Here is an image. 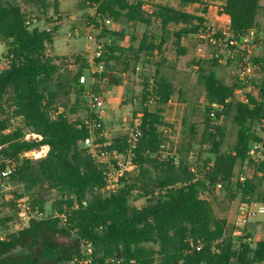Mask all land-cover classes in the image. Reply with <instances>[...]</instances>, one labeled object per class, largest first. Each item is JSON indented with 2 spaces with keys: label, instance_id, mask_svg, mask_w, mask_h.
Listing matches in <instances>:
<instances>
[{
  "label": "trees",
  "instance_id": "trees-1",
  "mask_svg": "<svg viewBox=\"0 0 264 264\" xmlns=\"http://www.w3.org/2000/svg\"><path fill=\"white\" fill-rule=\"evenodd\" d=\"M169 1L178 7L157 4L149 12L144 0H82L80 8L94 11L102 21L155 26L158 33L145 34L137 47L128 49L136 62L145 53L152 54L154 61L171 36L180 49L183 39L197 38L206 22L186 8L206 5L207 0ZM221 9L231 18L236 36L259 28L261 0H226ZM51 12L59 15L58 0H0V41L5 46L3 61L9 63L0 73V188L7 184L22 188V195L42 214L13 231V220L0 211V264H264V239L254 246L251 236L230 232L231 221L218 217L211 200L223 188L231 201L241 195L238 210L255 199L264 163L254 162L249 151L261 139L264 95L251 105L238 101V85L220 79L218 60H195L197 84L205 91L204 130L200 133L188 106L183 142L176 152L168 151L165 130L171 126L165 122V106L176 94L182 103L188 101L185 92H177L162 74L161 58L152 64L154 74L145 80L143 94V102L154 99L157 109L151 112L146 107L129 136L102 149L114 163L130 155L136 168L122 179L117 192L103 195L106 165L92 157L84 144L99 115L92 110L85 119L80 116L86 91L81 78L91 65L77 58L75 70L63 68L61 59L49 54L57 29L48 32L27 24L29 19L49 21ZM173 26L180 28L175 31ZM102 30L124 38V29L110 33L104 26ZM124 51L122 45H105L96 63L107 64L110 70L111 65L122 64ZM109 70L95 74L98 82L92 92H99L104 79L110 86L120 85ZM224 119L238 128L236 142L225 151L226 127L214 126ZM28 135L33 138L27 139ZM199 136L211 157L195 168L190 155ZM42 147L49 149L45 157L25 156ZM248 162L254 164V175L240 184L236 170ZM53 193V213L47 216L44 198ZM141 200L145 205L136 206Z\"/></svg>",
  "mask_w": 264,
  "mask_h": 264
},
{
  "label": "rangeland",
  "instance_id": "rangeland-1",
  "mask_svg": "<svg viewBox=\"0 0 264 264\" xmlns=\"http://www.w3.org/2000/svg\"><path fill=\"white\" fill-rule=\"evenodd\" d=\"M61 7L59 15H54L51 12V18L49 21H41L39 25L40 29L45 27H50L52 29H57L54 49H49V54L60 58V63L63 68L67 70H75L73 65L77 58H83L84 60H89L95 52L96 46L94 43L88 42L86 35L88 34V22L95 23L97 18L92 10H82L80 8V2L82 0H60ZM146 2V10L149 12L152 10L153 5L157 4H169L174 7H178V4L174 1L169 0H144ZM210 4L217 7L219 12L221 10L222 4L225 0H208ZM207 4V2H205ZM262 4V18L259 23V29L264 32V0H261ZM209 6V5H208ZM208 6H189L186 8L187 12L198 14L209 10ZM218 12V11H217ZM203 17V16H202ZM211 17V16H210ZM204 18V17H203ZM206 22H209L212 28L218 29L223 27V21H217L212 19L204 18ZM93 20V21H92ZM114 30H108L111 32H121L124 29V38L112 37L110 34H105L101 28L96 27L93 29L92 34L96 36L104 45H114V46H124V54L121 56V65H111L110 70L107 64L101 63L100 65L95 63L94 65H89L90 69L86 71L84 77L86 91L84 92V97H82V110L80 116L86 118L88 114L94 111L92 103V88L95 87V74H100L104 72L105 69L109 70L114 76L115 80H120V85H109V83H101L99 85L98 93L103 96L105 101L104 112L99 111L102 118L103 126L106 130L107 139L106 141L112 142L119 137L129 136L132 130L139 126L141 122V117L144 109L146 107L149 110L155 111L157 109V104L154 99L149 103L143 102L144 94V82L146 79L151 78L154 74L153 65L155 62L159 63L161 58L164 59L162 64V74L171 81L177 92L182 90L185 92V97L187 98V103H182L178 99V94L173 97V101L177 103L176 105H170L169 103L165 106L164 118L167 124L172 126L174 133L178 134L181 130L180 139L178 143H168L170 148H173V152L179 149L183 142V118L185 117L186 110H188L193 122L198 126L200 133L204 130L205 125V91L202 87L197 84V75L195 69L193 68V62L195 60H210L213 48L204 43V53L200 54L197 50L200 44L199 40L194 36H187L182 41V47L188 52L185 55L180 53V49L176 44V38L171 36L168 42L163 47V53L152 60V54H143L140 62H136L132 54L128 52L131 45L136 47L139 42L144 37L145 34L152 36L156 34L159 30L153 26L147 28L143 24H137L135 27H127L125 24H116L113 26ZM179 26H173L172 29L177 31ZM76 29L80 31L79 37H69L70 32H74ZM5 53V46L0 41V73L4 70L3 66V54ZM258 54L264 56V40L260 44L258 49ZM227 57V56H226ZM89 64V63H88ZM127 64V65H126ZM69 65H73L70 67ZM219 77L225 83L233 85L236 83V73L233 64L230 62L228 66L221 65L219 67ZM98 82V81H97ZM72 101H76V96L72 97ZM19 121L16 122V125ZM225 125L226 127V137L223 144V150H227L230 145H233L237 140V126H235L231 120L224 119L223 121H215L214 126ZM31 135L27 136V139H32ZM169 140V139H168ZM208 144L201 145V136H199L198 144L192 150L190 155V161L192 166L200 167L204 164L205 160L211 157L208 153ZM48 149L42 147L40 150L27 153L25 156L31 159L43 158L47 155ZM255 162V161H254ZM247 172L250 177L254 175L255 169L254 164L248 162L238 166L236 170V177L242 172ZM131 173V172H130ZM262 178V177H260ZM23 194L22 188L7 184L0 188V211L2 216L11 218L13 221L10 223L11 230L16 231L21 229L24 222L20 220V215L15 207V202ZM19 196V197H18ZM55 193L47 195L45 200L46 215L53 213V201L55 199ZM216 200L212 198L214 209L218 217L228 218L231 221L232 231L240 232L243 236H251V242L254 246L264 239V215H260L253 219H245L240 215V209L238 204L241 202V195L239 194L235 201L230 200V193L226 189H221L215 193ZM251 203H264V178L260 182L258 187V193L255 199ZM136 206L145 205V201H136ZM229 232V233H230ZM235 234V233H234ZM239 235V234H238ZM2 234L0 235V237ZM45 264H52L47 262Z\"/></svg>",
  "mask_w": 264,
  "mask_h": 264
},
{
  "label": "built area",
  "instance_id": "built-area-1",
  "mask_svg": "<svg viewBox=\"0 0 264 264\" xmlns=\"http://www.w3.org/2000/svg\"><path fill=\"white\" fill-rule=\"evenodd\" d=\"M222 12V9H221ZM225 16L223 20V27L214 29L209 22L204 23L203 29L200 31L197 39L200 40L198 45V52L204 53V43L213 48L211 59L218 60L219 64L228 66L231 62L235 68L236 84L238 85L235 92V96L238 101L251 105L252 100L260 101L264 95V56L258 54L260 44L264 40V32L259 28H253L248 31L243 37L236 36L231 27V18L222 13ZM99 28L104 26L111 30L115 25V22L110 20L102 21L97 19ZM28 25L39 26L40 22L34 19H29ZM93 29H96L94 23L88 22V34L86 39L88 42L94 43L96 46L93 56L89 60L90 65H94L96 61L103 57L105 53V45L92 34ZM51 32L52 28H43ZM69 37H79L80 31L76 29L74 32L68 34ZM227 56V57H226ZM9 67L7 61H3L2 69L6 70ZM97 83V80H94ZM81 82H85V77L81 78ZM103 83H108V79H104ZM92 103L94 111L99 115V120L93 121L90 124V136L85 140V147L88 149L92 157L96 158L100 163L105 164V186L102 190L103 195H109L117 192L122 186V179L127 173L132 172L136 166L132 161L130 155H126L112 162L110 153L103 151L102 149L109 145L110 142L106 141V130L102 123L101 115L99 111L104 112L105 101L103 96L96 92H91ZM170 105H176L173 98L169 101ZM214 116V114H212ZM261 132V139L251 144L249 155L255 161L264 163V115L259 123ZM166 136L169 142L177 144L180 139L181 130L178 134L174 133L172 126L165 130ZM7 175V174H5ZM250 175L245 171L237 175L236 180L240 184H245ZM16 208L20 215V220L27 225L32 218H41L37 210L33 209L28 196H21L15 202ZM240 215L245 219H253L260 215H264V203H250L245 204L240 209ZM65 219V217H63ZM92 248L88 246L86 253L90 254ZM87 261L82 264H86Z\"/></svg>",
  "mask_w": 264,
  "mask_h": 264
},
{
  "label": "crops",
  "instance_id": "crops-1",
  "mask_svg": "<svg viewBox=\"0 0 264 264\" xmlns=\"http://www.w3.org/2000/svg\"><path fill=\"white\" fill-rule=\"evenodd\" d=\"M59 1V3H60V7H61V1L60 0H58ZM207 2V4L206 5H199V4H197V5H193V6H197V7H201V6H203V7H205V6H208V8H209V10L208 11H206V12H203V13H198L197 15H199V16H203L204 18H206V19H212V20H217V21H223V20H225V16L222 14V12H221V10H220V12H219V10H218V8L217 7H214L213 5H211L210 4V1H206ZM225 2H226V0L224 1V3L222 4V6L225 4ZM222 8V7H221ZM218 11V12H217ZM262 10L260 11V14H259V17H258V23H260V21H261V18H262ZM55 15V14H54ZM211 16V17H210ZM50 18H51V14H50ZM116 24H118V23H115V26H116ZM41 25V24H40ZM45 28H50V27H45ZM112 30H116V29H114L113 27L111 28V31ZM55 42V41H54ZM55 48V46H54V44H53V46H52V49H54ZM45 148V147H44ZM48 149V148H47ZM49 150V149H48ZM235 234H239V235H241V233L240 232H235ZM262 241V240H261Z\"/></svg>",
  "mask_w": 264,
  "mask_h": 264
}]
</instances>
